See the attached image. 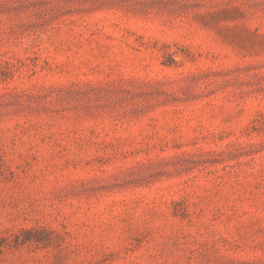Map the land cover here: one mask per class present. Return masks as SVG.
Wrapping results in <instances>:
<instances>
[{"label": "rangeland", "instance_id": "rangeland-1", "mask_svg": "<svg viewBox=\"0 0 264 264\" xmlns=\"http://www.w3.org/2000/svg\"><path fill=\"white\" fill-rule=\"evenodd\" d=\"M0 264H264V0H0Z\"/></svg>", "mask_w": 264, "mask_h": 264}]
</instances>
